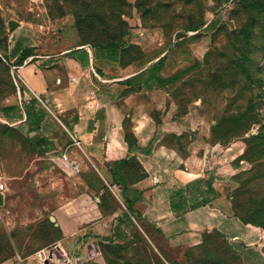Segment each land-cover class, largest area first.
I'll use <instances>...</instances> for the list:
<instances>
[{"label":"crops","instance_id":"crops-1","mask_svg":"<svg viewBox=\"0 0 264 264\" xmlns=\"http://www.w3.org/2000/svg\"><path fill=\"white\" fill-rule=\"evenodd\" d=\"M129 38L50 51L17 37L8 48L21 79L5 103L16 108L0 119L36 143L41 133L47 151L34 152L30 141L24 151L19 142L0 156V237L14 254L0 264L18 257L36 264L48 249L68 264L84 261L93 244L131 220L148 237L160 230L176 262L204 245L216 248L205 237L219 233L233 262L264 264V228L244 222L229 196L242 142L215 137L208 114L180 101L166 75V33ZM43 222L58 235L38 233Z\"/></svg>","mask_w":264,"mask_h":264},{"label":"rangeland","instance_id":"rangeland-1","mask_svg":"<svg viewBox=\"0 0 264 264\" xmlns=\"http://www.w3.org/2000/svg\"><path fill=\"white\" fill-rule=\"evenodd\" d=\"M12 18L20 22L19 32L9 31ZM129 33H166L172 44L166 75L175 80L180 101L208 114L215 137L242 142L229 196L243 219L264 228V0H0V106L11 96L5 67L11 65L2 53L9 56L5 48L17 37L60 51L72 43H127ZM0 125L9 124L0 119ZM0 138V156L19 142L31 150L29 140L13 132ZM0 174L5 175L1 163ZM131 224L93 244L87 259L74 264H212L215 258L222 259L218 264H238L214 233L205 238L216 248L204 245L176 262L160 230H147L148 237L134 220ZM11 246L0 237L5 257L14 256ZM50 254V249L37 254L36 264H68L60 253Z\"/></svg>","mask_w":264,"mask_h":264},{"label":"trees","instance_id":"trees-1","mask_svg":"<svg viewBox=\"0 0 264 264\" xmlns=\"http://www.w3.org/2000/svg\"><path fill=\"white\" fill-rule=\"evenodd\" d=\"M83 44H86V43H83ZM107 44H113V45H117V46H121L122 45V43L121 44L107 43ZM107 44H98V45H107ZM5 50H6V53H7L8 47H6ZM0 52H2L1 45H0ZM2 57L6 59L7 63L9 64V66L12 65V63L8 60V57L5 54L2 53ZM26 57H27V51H24V53L22 54V57L19 59V63H22L26 59ZM5 67L7 69V75H8V77L6 78L7 79V84L9 85L11 94L16 93L17 92V87L15 85L14 78L11 75L12 74L11 67H10V69L8 68V65H5ZM14 108H16V107L13 106V105L12 106L11 105L8 106V105L3 104V105L0 106V111L6 113L10 109H14ZM213 129H214V127H213ZM4 131L13 132V133L21 136L22 139L29 140L32 143V145H33V148H32L33 151L38 153V154H40V155H43L47 151V150L41 148L39 145H37L36 140H32L31 138L25 137L21 133V131H19L16 128L11 127L10 125H0V136H1L2 133H4ZM233 207H234V205H233ZM234 211H235V208H234ZM235 213L240 216V214H238L236 211H235ZM243 220L246 223H251V224L255 225V223L252 220H249V219L248 220L243 219ZM40 230L41 231L43 230L44 236H47V237L48 236L49 237L50 236L53 237L54 235H58V233H59L58 232L59 230L54 226V224L52 222H47V223L43 222V223H41L40 224ZM214 234H216V235H218L219 237L222 238V236L219 233H214ZM224 241H226V240H224ZM11 250H12V248H11ZM8 258L9 257H5L3 255V253H1V251H0V260H7Z\"/></svg>","mask_w":264,"mask_h":264},{"label":"water","instance_id":"water-1","mask_svg":"<svg viewBox=\"0 0 264 264\" xmlns=\"http://www.w3.org/2000/svg\"><path fill=\"white\" fill-rule=\"evenodd\" d=\"M20 25V22L17 19H10L8 21V27H9V31L13 32L15 31ZM33 139H37V145H39L41 148L46 150V147L44 146L43 143V137L41 133H38L36 135L33 136ZM4 203V199H3V194H0V205H2Z\"/></svg>","mask_w":264,"mask_h":264},{"label":"built area","instance_id":"built-area-1","mask_svg":"<svg viewBox=\"0 0 264 264\" xmlns=\"http://www.w3.org/2000/svg\"><path fill=\"white\" fill-rule=\"evenodd\" d=\"M15 70H16V67L15 66H12V72H13V75H14V79H15V81H16V83H17V77H16V73H15ZM21 98V97H20ZM6 190V183H5V181H4V178H3V176H1L0 175V194L2 193L3 194V192ZM43 254V253H42Z\"/></svg>","mask_w":264,"mask_h":264}]
</instances>
